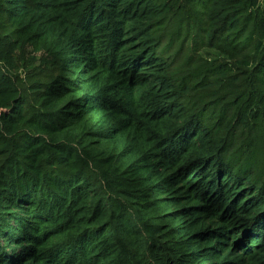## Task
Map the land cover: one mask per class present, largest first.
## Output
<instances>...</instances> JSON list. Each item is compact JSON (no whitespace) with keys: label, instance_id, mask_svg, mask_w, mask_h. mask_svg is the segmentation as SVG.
Listing matches in <instances>:
<instances>
[{"label":"trees","instance_id":"1","mask_svg":"<svg viewBox=\"0 0 264 264\" xmlns=\"http://www.w3.org/2000/svg\"><path fill=\"white\" fill-rule=\"evenodd\" d=\"M0 264H264V0H0Z\"/></svg>","mask_w":264,"mask_h":264}]
</instances>
